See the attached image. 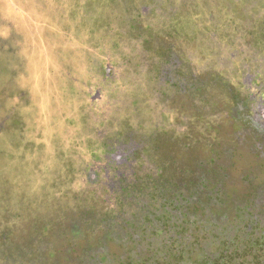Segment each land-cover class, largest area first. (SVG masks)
<instances>
[{
  "label": "rangeland",
  "instance_id": "374dc122",
  "mask_svg": "<svg viewBox=\"0 0 264 264\" xmlns=\"http://www.w3.org/2000/svg\"><path fill=\"white\" fill-rule=\"evenodd\" d=\"M184 192L264 226V0H0V264L132 263Z\"/></svg>",
  "mask_w": 264,
  "mask_h": 264
},
{
  "label": "trees",
  "instance_id": "16d2710c",
  "mask_svg": "<svg viewBox=\"0 0 264 264\" xmlns=\"http://www.w3.org/2000/svg\"><path fill=\"white\" fill-rule=\"evenodd\" d=\"M228 1L234 4L236 0ZM238 111L241 112V109L239 108ZM217 191L216 189V193L212 196H218ZM191 194L188 195L184 192L178 195L175 202L167 200L164 202V206L168 204V207L163 211L161 217L164 221L162 226L167 228L165 230L167 234L161 239L162 248L137 249V254L132 255L131 253L126 258L127 260L137 264H264V226L258 221L257 215L250 219V212L244 213L245 209L244 212L242 208L238 209L240 222L238 223L236 241H238V245L245 243V246L243 249L235 246L229 251L233 240L221 239L222 229L217 232L213 231V227H217L216 221L211 220L209 229L204 226L207 222H200L197 216H187L188 212L178 210L179 201L185 202L184 206L187 208L196 204L193 194ZM254 201L251 205L255 204ZM176 202L177 204H175ZM257 207L258 204L255 205V208ZM170 208H174L171 211H177V213L172 215ZM256 227L262 231L261 234H254ZM144 254H147L148 257H143ZM123 263L125 264L124 259L120 261V264Z\"/></svg>",
  "mask_w": 264,
  "mask_h": 264
}]
</instances>
